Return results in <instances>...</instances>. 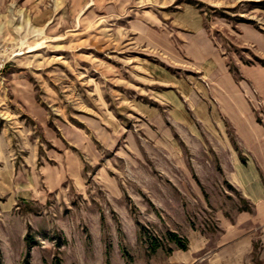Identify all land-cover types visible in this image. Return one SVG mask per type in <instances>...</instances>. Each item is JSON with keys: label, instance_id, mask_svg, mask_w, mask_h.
<instances>
[{"label": "rangeland", "instance_id": "rangeland-1", "mask_svg": "<svg viewBox=\"0 0 264 264\" xmlns=\"http://www.w3.org/2000/svg\"><path fill=\"white\" fill-rule=\"evenodd\" d=\"M243 23L264 0H0V264H167L220 195L246 207L179 103L198 27L264 63Z\"/></svg>", "mask_w": 264, "mask_h": 264}, {"label": "crops", "instance_id": "crops-1", "mask_svg": "<svg viewBox=\"0 0 264 264\" xmlns=\"http://www.w3.org/2000/svg\"><path fill=\"white\" fill-rule=\"evenodd\" d=\"M237 26L241 44L264 61V32L250 24ZM197 30L189 47L199 61L200 79L181 84L179 103H192L201 126L198 138L210 145L221 186L234 188L246 207L233 209L227 195H220L213 231L192 230L186 249L172 250L167 264H264V63L233 58L203 27ZM180 118L190 130L189 114Z\"/></svg>", "mask_w": 264, "mask_h": 264}, {"label": "trees", "instance_id": "trees-1", "mask_svg": "<svg viewBox=\"0 0 264 264\" xmlns=\"http://www.w3.org/2000/svg\"><path fill=\"white\" fill-rule=\"evenodd\" d=\"M178 243H179V244H178ZM177 244L179 245L178 248H181V249H186V247H187L185 243H180V241L177 242ZM154 249H155V248H154ZM154 249H153V250H154Z\"/></svg>", "mask_w": 264, "mask_h": 264}]
</instances>
